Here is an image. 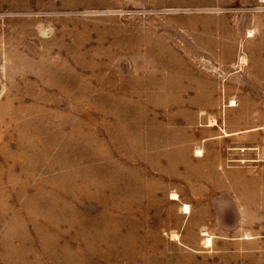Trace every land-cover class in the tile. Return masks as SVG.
<instances>
[{
	"label": "rangeland",
	"instance_id": "obj_1",
	"mask_svg": "<svg viewBox=\"0 0 264 264\" xmlns=\"http://www.w3.org/2000/svg\"><path fill=\"white\" fill-rule=\"evenodd\" d=\"M251 27L261 0H0V264L264 257Z\"/></svg>",
	"mask_w": 264,
	"mask_h": 264
},
{
	"label": "crops",
	"instance_id": "obj_2",
	"mask_svg": "<svg viewBox=\"0 0 264 264\" xmlns=\"http://www.w3.org/2000/svg\"><path fill=\"white\" fill-rule=\"evenodd\" d=\"M262 2H264V0H261ZM250 34V35H249ZM246 37L249 39L250 42H253L254 44H258V43H262L264 44V36H258V34H256L254 28H249L248 29V33L246 34ZM264 47V45H263ZM262 47V52H261V57L264 58V48ZM240 59H243L242 57ZM261 75V78L264 80V74L260 73ZM235 102V100L233 99V101L229 104V105H232L233 103ZM214 120V124H209V126H213L216 124V121L215 119ZM178 197V196H177ZM171 198V196H170ZM171 199H178V198H171ZM184 204H187V203H183L182 206ZM188 205V204H187ZM181 206V207H182ZM180 207V211L181 213L183 214H190V206L188 205L189 207V211L188 212H183L182 209ZM239 215H242V214H239ZM206 235V234H205ZM209 239V242H207V240ZM214 237H212L211 235L207 234L206 237H204L203 239V246L206 247V248H209V247H212V241H213ZM221 239V238H219ZM260 237H256L255 235H252V233H245L243 235H239V236H235L231 239V241H233L234 243L238 244L239 247L235 248V249H238V250H245L244 252H247V250H250L249 248L251 246H253L252 248L253 249H258V244H259V241H260ZM188 250L192 251V254L195 256V252L196 253H199L196 249H194L193 247H188L187 248ZM213 250H217L216 248H212ZM187 250V251H188ZM264 250V249H263ZM242 252V251H241ZM237 258H236V261L234 264H264V257H260V256H257V255H250V254H247V253H239L238 255H235ZM261 256H264V254H262ZM176 256L174 255H170V260H172V258H175ZM249 259V260H247ZM177 261V260H175ZM168 263H171V262H168ZM192 264H197V263H192ZM221 264V263H219Z\"/></svg>",
	"mask_w": 264,
	"mask_h": 264
},
{
	"label": "bare ground",
	"instance_id": "obj_3",
	"mask_svg": "<svg viewBox=\"0 0 264 264\" xmlns=\"http://www.w3.org/2000/svg\"><path fill=\"white\" fill-rule=\"evenodd\" d=\"M250 35V34H249ZM209 124L211 125V124H214V120L212 119V120H210V122H209ZM172 198H177V195H175V194H172V196H171ZM189 210H188V206H187V204H185L184 206H183V212H188ZM207 242H209V239L207 240Z\"/></svg>",
	"mask_w": 264,
	"mask_h": 264
}]
</instances>
